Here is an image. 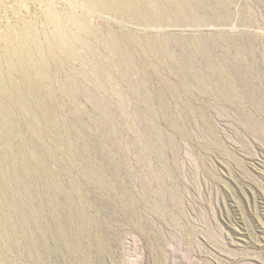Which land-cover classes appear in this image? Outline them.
<instances>
[{
    "label": "rangeland",
    "instance_id": "rangeland-1",
    "mask_svg": "<svg viewBox=\"0 0 264 264\" xmlns=\"http://www.w3.org/2000/svg\"><path fill=\"white\" fill-rule=\"evenodd\" d=\"M140 3L0 0V264H264V0Z\"/></svg>",
    "mask_w": 264,
    "mask_h": 264
},
{
    "label": "bare ground",
    "instance_id": "bare-ground-1",
    "mask_svg": "<svg viewBox=\"0 0 264 264\" xmlns=\"http://www.w3.org/2000/svg\"><path fill=\"white\" fill-rule=\"evenodd\" d=\"M123 1H124V3H122ZM140 2H141V0H87L88 4L97 5V7H99V9H101L103 11H106V10L112 11L117 15H120L122 13L119 10V7L121 8L120 4H124V6L127 8L126 10L128 11V14H134L137 17V21H139L141 23H146V24L153 22L152 13H154L153 12L154 9L153 8L152 9L149 8L147 10H145L146 8L142 9ZM122 14H124V12ZM69 18H68L69 21H67V22H69V24H64L61 22L58 23L55 20V18H53V17H48V19H47L48 25L49 24L54 25L55 27H57L58 33L62 34V37L57 38L56 40H54L53 44L48 45L46 47L45 51L49 57H53L57 51H59V52L63 51L65 54H67V52L73 51V49L75 48L74 42H77V41H80L82 43L85 42V40L83 38L78 37V36H71L69 34V32L67 30L68 26H72V27H75L78 29L82 28V22L78 18H75V17H69ZM7 38H8V36H7ZM9 39H10L9 41L12 40L11 38H9ZM7 41H8V39H7ZM9 41L7 42L8 44H10ZM138 43H140V42H138ZM138 43L136 41L137 45H138ZM144 43H146V42H144ZM13 44H11L13 46L8 47L7 53L5 54L7 57V66L9 68V70H11L12 72L21 76L24 79L25 87H27L28 89L30 87L32 88V85H33V82L35 81V79L37 77H41V75L43 74V70L49 65L48 60L47 59H41V58L37 59L35 57V54L40 51V47H38L36 44H33V45L31 44V46H30V45H28L27 42L20 41V40H15V43H13ZM132 44H135V42L134 43L132 42ZM124 45H125V43H124ZM139 46H140V44H139ZM120 47H121V45L120 46L118 45V42L116 41L115 37L110 38L106 43V48L108 49V51H110L114 54H117V53L121 54L123 52V50H122L123 47L122 48H120ZM147 47H149V46H147ZM140 48L142 49L143 47L140 46ZM152 49H154V48H152ZM143 50H145V49H143ZM155 51H160V50L156 49ZM156 54H158V53L155 52V55ZM2 80H3V74H2L1 69H0V95H1V97L5 103L3 107L9 108V105H11V104H12V106L13 105L18 106L19 104L11 99L7 88H5V89L2 88ZM40 109L43 112L46 111V108L44 107L43 104H40ZM11 127H13V126H11Z\"/></svg>",
    "mask_w": 264,
    "mask_h": 264
}]
</instances>
